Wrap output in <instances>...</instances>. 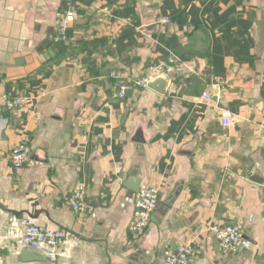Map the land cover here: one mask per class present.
<instances>
[{"label":"crops","instance_id":"0c3cea01","mask_svg":"<svg viewBox=\"0 0 264 264\" xmlns=\"http://www.w3.org/2000/svg\"><path fill=\"white\" fill-rule=\"evenodd\" d=\"M64 2L0 0V95L33 96L0 116V264H160L180 240L190 264H264V0H79L68 47L54 39ZM172 54L183 64L165 94L113 97L111 71L139 78ZM23 130L30 159L17 174ZM78 186L82 213L69 203ZM150 186L159 205L133 236L137 190ZM25 218L68 232L56 260L24 256ZM222 218L244 229L230 254L208 229Z\"/></svg>","mask_w":264,"mask_h":264},{"label":"built area","instance_id":"2783aa9c","mask_svg":"<svg viewBox=\"0 0 264 264\" xmlns=\"http://www.w3.org/2000/svg\"><path fill=\"white\" fill-rule=\"evenodd\" d=\"M81 8L79 0H65L64 5L58 17V24L55 33V42H63L69 46L73 38L69 32L71 22L80 16ZM160 23L168 24V18L159 19ZM183 64L177 55L172 54L168 58H158L152 62L146 74L139 78H125L119 72L113 70L110 77L113 79V97L115 99H124L131 87H145L149 79L153 76L169 73L175 74L179 65ZM218 82L222 81L220 76L216 77ZM33 96L27 92H19L16 95H0V116L5 112L22 108L29 104ZM202 99L211 100V94L206 92ZM221 121L225 126H231L235 121L234 114L229 110L221 112ZM31 135L23 130L18 135L15 146L12 150V167L19 174L30 159ZM1 181V179H0ZM86 193L84 186H78L69 196L71 208L82 213L86 207ZM160 202V189L158 186H150L140 190L135 197V208L130 225V233L133 236H139L149 227L151 218ZM22 232L16 238V244L19 247L32 250L39 253L48 260H56L59 250L68 238V232L65 229L47 228L35 224L30 219L21 220ZM219 241L221 250L224 254H230L238 249L244 240L243 227L235 222H229L222 218L217 222L210 224L209 228ZM195 251L192 242L180 240L172 250L166 255L160 264H190L191 257Z\"/></svg>","mask_w":264,"mask_h":264},{"label":"water","instance_id":"95a60500","mask_svg":"<svg viewBox=\"0 0 264 264\" xmlns=\"http://www.w3.org/2000/svg\"><path fill=\"white\" fill-rule=\"evenodd\" d=\"M140 1L142 2L143 6L149 7V6H157L162 0H140ZM255 29H256L257 48L259 50H262L264 48V22H257L255 24ZM174 78H175V74H169L165 72L151 77L147 83V87L158 92L159 94H165L168 86L172 83ZM137 191L140 192V189ZM23 254L29 259L36 258L41 260L43 259L47 260V258H44L39 253H36L29 249H25Z\"/></svg>","mask_w":264,"mask_h":264},{"label":"trees","instance_id":"16d2710c","mask_svg":"<svg viewBox=\"0 0 264 264\" xmlns=\"http://www.w3.org/2000/svg\"><path fill=\"white\" fill-rule=\"evenodd\" d=\"M80 8H81V4H80ZM80 15H81V12H80ZM69 32H70V30H69ZM71 33V32H70ZM72 36V35H71ZM73 38V37H72ZM57 44H59V45H62V46H64V47H66L67 45H65L63 42H61V43H57ZM73 44V42L71 43V45ZM71 45H69V46H71ZM68 47V46H67Z\"/></svg>","mask_w":264,"mask_h":264}]
</instances>
